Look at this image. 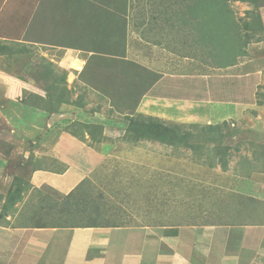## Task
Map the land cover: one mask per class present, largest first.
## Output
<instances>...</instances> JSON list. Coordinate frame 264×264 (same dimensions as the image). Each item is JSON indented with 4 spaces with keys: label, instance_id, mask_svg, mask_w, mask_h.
Returning a JSON list of instances; mask_svg holds the SVG:
<instances>
[{
    "label": "rangeland",
    "instance_id": "374dc122",
    "mask_svg": "<svg viewBox=\"0 0 264 264\" xmlns=\"http://www.w3.org/2000/svg\"><path fill=\"white\" fill-rule=\"evenodd\" d=\"M16 1L0 0V226H257L261 240L253 239L238 264H264V0H213V10L212 0H113L100 7L112 13L115 33L101 21L107 27L94 37L95 49L108 53L118 35L123 42L114 49L121 54L128 32L131 42L143 44V56L131 57L139 64L165 72V63L190 62L199 72L188 90L158 92L167 101L152 115L140 113V101L108 96L103 77L89 85L76 78L81 64L58 60V50L62 58L75 48L73 40L84 43L88 36L52 33L57 40L35 44L25 10L33 2ZM196 104H204L194 109L199 117L192 112ZM172 106L188 110L172 116ZM136 114L147 123L158 120L157 128L174 125L186 139L132 141L124 116ZM75 154L90 172L70 199L69 192L32 183L35 171H65ZM97 157L99 167L92 169L88 162ZM231 175L249 179L235 183L239 192L228 189ZM15 178L23 190L10 206L5 195Z\"/></svg>",
    "mask_w": 264,
    "mask_h": 264
},
{
    "label": "crops",
    "instance_id": "0c3cea01",
    "mask_svg": "<svg viewBox=\"0 0 264 264\" xmlns=\"http://www.w3.org/2000/svg\"><path fill=\"white\" fill-rule=\"evenodd\" d=\"M112 1L32 0L33 3L29 9H25L23 1L24 9L29 16L27 28L35 44L42 42L43 38H47L45 41H48L50 37V42L57 40L59 35L53 38L52 33L61 32L60 36H66L67 33L74 39L88 36L84 43L73 40L74 43L77 42L75 48L64 52L62 58L61 51L58 52V50L56 52L60 57L58 60L63 59L66 62L73 60L78 65L81 64L80 67L76 65L78 67L76 78L87 85L98 81L99 78L101 81L103 77L107 88L106 94L115 96L116 101H127L130 104H137L140 101L138 103L140 111H144L140 113L158 114V111L164 108L161 100L167 101L165 99L167 95L159 96L158 92L188 90L191 88L190 85L192 86L191 79L199 75V72L190 62H183V64L178 62L174 67L171 64L167 66L168 63H165V72L158 71L152 65L146 67L144 64H139L138 60H133L131 57L134 55L140 58V55L144 54L141 50L143 44L131 42L128 32L123 34L125 40L121 54L114 49L116 44L123 42L119 40L118 35L111 45L109 44L108 53H103L100 46L99 49H95L94 37L100 35L107 27L101 21H107L106 24L112 29L111 33L113 35L115 33L114 28L108 24L112 13L100 8ZM126 1L124 0V4L127 3ZM18 2L19 0L16 1L17 4ZM16 11L18 12V7ZM39 13L41 15H38ZM36 19L39 20L36 21ZM105 39L107 41V37ZM83 53H86V56ZM172 68L174 69L171 72ZM114 71L118 72V75ZM90 76H92L91 79ZM115 76L119 78L116 79ZM182 82H186L187 85L184 87L183 83L179 87ZM173 83L176 84L174 87H172ZM172 103L174 107H180L176 101ZM184 103L190 106L188 102L184 101ZM173 106L169 107L173 113L172 116L182 114L183 109L188 110L184 107L182 111H174ZM198 106L202 107L204 104H196L193 108V115L197 117L199 116L195 112L198 111L194 109ZM59 147L60 153L61 147ZM98 157L88 162L90 167L94 166L92 169L95 167L98 169L101 162V157ZM72 158L75 160L70 158L73 163H70L62 173L35 171L32 174V183L52 185L62 195L71 192L90 172L88 168L83 170L80 167V162L76 161V154ZM239 178L231 175L227 182L229 188H227L234 191L239 186L235 184L236 182L242 183L245 179L249 180ZM254 179V183L258 184V177L255 176ZM256 228L257 226L243 225L242 227L236 224L151 227L143 224H125L27 227L25 231H22L0 226V264H190L192 262H195L194 264H238L239 259L242 262V257H247L249 248L254 245V242L256 244L257 239L261 240ZM239 231L241 233H238V238L229 239L232 233L236 235ZM13 235L16 238H12Z\"/></svg>",
    "mask_w": 264,
    "mask_h": 264
},
{
    "label": "trees",
    "instance_id": "16d2710c",
    "mask_svg": "<svg viewBox=\"0 0 264 264\" xmlns=\"http://www.w3.org/2000/svg\"><path fill=\"white\" fill-rule=\"evenodd\" d=\"M204 2V0H203ZM215 7V3L212 0V6L211 9L213 10ZM137 116H124V119H126L127 122V127H126V132L128 133V139H132V141H137L141 137L144 138H153L156 140H160L163 143L171 144L174 145V142H184L185 135L180 134L177 129L174 127V125H162L160 128H157L159 121L157 120H150L149 123H147V117L141 114H136ZM152 119V118H149ZM146 123V124H145ZM135 124V125H132ZM208 127H216L212 125H208ZM71 130V129H69ZM131 131V134L130 133ZM186 134V133H185ZM130 137V138H129ZM224 162V160H223ZM10 185L6 195H5V201L4 204H8L10 206L14 205L15 201L20 198L21 191L23 190V185L21 183V179H17ZM73 192H69L66 194L64 197H67L70 199L73 194ZM69 201H65L64 204H67ZM70 205V204H69ZM4 206V205H3ZM8 207V206H7ZM4 210L6 208H3ZM82 209V208H81ZM74 210V209H73ZM5 213L0 212V215L3 216ZM42 224V223H40ZM41 227L44 226H73V225H61V224H56V223H51V224H46V225H40ZM77 227H82V226H115L112 225L110 221H108L105 224H92V225H74Z\"/></svg>",
    "mask_w": 264,
    "mask_h": 264
}]
</instances>
